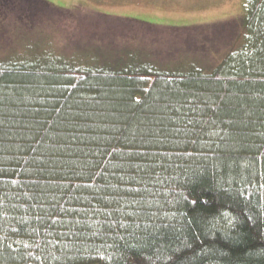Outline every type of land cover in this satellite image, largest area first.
<instances>
[{
    "label": "trees",
    "instance_id": "obj_1",
    "mask_svg": "<svg viewBox=\"0 0 264 264\" xmlns=\"http://www.w3.org/2000/svg\"><path fill=\"white\" fill-rule=\"evenodd\" d=\"M86 6L0 0V264H264V0L167 49Z\"/></svg>",
    "mask_w": 264,
    "mask_h": 264
},
{
    "label": "rangeland",
    "instance_id": "obj_2",
    "mask_svg": "<svg viewBox=\"0 0 264 264\" xmlns=\"http://www.w3.org/2000/svg\"><path fill=\"white\" fill-rule=\"evenodd\" d=\"M58 5H66L73 2L86 3V6L93 9L96 15L86 14L80 19L77 27L83 24L88 33L101 34L116 33L120 35L133 36L142 39L160 49L181 43L185 33L195 25L199 31H205L208 23L221 21L220 26L210 28L209 39L215 36L224 35L227 37V30L232 26L240 28V20L243 17L251 0H50ZM99 12V13H98ZM102 13L115 16L116 18H105ZM85 14V13H84ZM224 21V27L222 22ZM71 24V22H69ZM66 20L63 26H69ZM238 24V25H237ZM201 25V26H199ZM222 26V27H221ZM120 28H122L120 30ZM58 29L56 32L68 30ZM77 28L76 30H78ZM82 30V29H81ZM83 31V30H82ZM129 31V32H125ZM179 33L175 35L174 33ZM86 32V31H83ZM64 39L67 33H64ZM110 35H103L102 38L109 40ZM100 34V40L102 39ZM136 41V40H135ZM191 44V43H190ZM209 44V43H208ZM38 43L34 44L37 47ZM30 46H33L30 43ZM183 58V57H179ZM184 61V60H182Z\"/></svg>",
    "mask_w": 264,
    "mask_h": 264
}]
</instances>
